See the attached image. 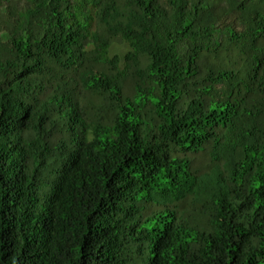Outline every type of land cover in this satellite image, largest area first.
Listing matches in <instances>:
<instances>
[{"label": "trees", "instance_id": "16d2710c", "mask_svg": "<svg viewBox=\"0 0 264 264\" xmlns=\"http://www.w3.org/2000/svg\"><path fill=\"white\" fill-rule=\"evenodd\" d=\"M0 264H264V0H0Z\"/></svg>", "mask_w": 264, "mask_h": 264}, {"label": "rangeland", "instance_id": "374dc122", "mask_svg": "<svg viewBox=\"0 0 264 264\" xmlns=\"http://www.w3.org/2000/svg\"><path fill=\"white\" fill-rule=\"evenodd\" d=\"M127 50H128V45L126 43H114L110 48V53L112 55L118 54L121 57H123Z\"/></svg>", "mask_w": 264, "mask_h": 264}]
</instances>
